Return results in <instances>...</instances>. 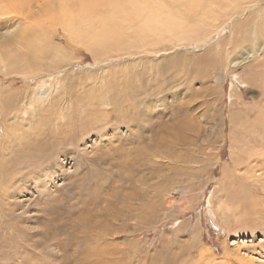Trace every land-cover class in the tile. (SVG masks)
Listing matches in <instances>:
<instances>
[{
    "label": "rangeland",
    "instance_id": "rangeland-1",
    "mask_svg": "<svg viewBox=\"0 0 264 264\" xmlns=\"http://www.w3.org/2000/svg\"><path fill=\"white\" fill-rule=\"evenodd\" d=\"M22 1L24 6L1 3L0 60L15 51L28 53L24 42L31 38L11 41L12 36L7 35L10 31L18 35L16 31L24 28L7 14L9 7L24 10L26 2H34ZM251 2L241 13H220L214 8L222 18L199 46L167 39L152 48H124L94 62L84 44L71 42L58 27L51 43L62 50L64 59L48 65L47 56L56 58L51 53L41 56L37 49L34 59L30 57L35 61L31 67L36 69L31 75L28 71L9 73L11 70L0 66V92H11L0 98V172L9 165L20 172L15 181L13 177L12 181L0 180V264H88L90 253H86L93 230L114 210L127 211L120 219L122 224L111 220L107 233L114 234L99 242L110 250L106 253L112 259L105 263L95 260L96 264H264V124L259 119L264 104L260 94L264 83V0ZM255 23L254 34L244 33L243 50L231 57L237 64L229 67L226 57L231 56L233 43L241 40L236 27L248 30ZM217 44L220 46L214 50ZM215 51L218 54L214 55ZM130 64L136 67L119 72ZM51 65L57 67L46 70ZM41 80L44 90L57 83L64 85V98L76 125L91 120L89 112L76 120L73 107L77 104L99 116L87 133H78L71 142L68 139L64 146L56 147L52 161L58 168L53 167L57 171L53 180L47 177L50 169L45 168L48 159L43 150L27 152L7 135L9 127L29 132L23 99L38 90L35 86ZM129 86L135 90L131 100ZM104 92L110 93L111 101L103 105L90 102L93 96L103 97ZM173 95L177 96L167 104ZM52 96H57L56 90ZM147 100L156 105L145 123L140 114L144 109L141 104L146 105ZM5 106L7 110L2 111ZM62 112L66 114V110ZM61 119L60 127L65 121ZM175 122L173 129L163 131ZM156 133L163 144L168 141L166 136H172L174 144L170 149L167 145L158 148L163 158L153 159L148 140L149 136L158 137ZM45 135L37 138L38 148L49 139ZM134 160L146 164L136 178L141 176L153 188L135 182V174L126 171L128 165L139 164ZM157 176L165 181L163 186L156 185ZM95 201L97 207L92 206ZM88 207L90 212L83 213Z\"/></svg>",
    "mask_w": 264,
    "mask_h": 264
},
{
    "label": "bare ground",
    "instance_id": "bare-ground-1",
    "mask_svg": "<svg viewBox=\"0 0 264 264\" xmlns=\"http://www.w3.org/2000/svg\"><path fill=\"white\" fill-rule=\"evenodd\" d=\"M2 1H5L6 6L7 5L9 6L10 4H15V6L16 4H20L22 6L25 5V3L22 0H2ZM2 1H0V12L3 11L2 6H1ZM249 1L250 2H248V0H34L33 5H31V2L28 1L26 2L27 7L24 10L20 8L19 10L15 11L14 10L15 7L14 8L9 7L10 10L7 13V14L10 13V15L11 14L13 15V17L10 20H14L15 23H17V25H22L24 27L21 30V32H19L18 30L17 31L15 30L16 32H18L17 33L18 35H14L13 34L14 31L13 32L10 31L9 33H7V35L12 36L11 41H14L16 38H20L19 40L24 39L25 37L31 38V40H28V41L26 40V42H24V43H27L26 44L27 49L26 48L25 49L27 50L28 53L24 54L22 52L15 51L11 55H6L4 56L6 58L3 57V59L0 60V64H1L0 66L6 69L5 71L11 70L9 73L19 74L21 73V71L22 73H25L26 71H28L27 73L31 75L36 71V69H34L35 68L34 66L31 67L32 65H35L34 63L35 61L32 60L31 58L36 56L35 53H37V51L35 50L37 49L39 50V54L41 56H43L45 53H51L52 58H56V59H51L49 56H47L45 60L48 61L47 62L48 65L56 63L55 61H52V60L64 59L66 56L64 57V55H62L63 54L62 50L59 47L51 43V40L54 37V31H56L58 27H61L63 29L65 35L71 40V42L73 41V43L77 45L80 43L84 44L85 48L93 54L92 57H93L94 62H98L102 58H105V57L110 58L113 52H119L121 49H124V48H126V50H130V49L132 50L133 48H140L142 50V48H146L149 46H150L149 48H152L167 39H168L167 41L172 40L171 42L178 43V44L183 41H185L186 43L188 42L189 44L190 42H197L196 45L199 46V44L201 43L200 41L206 40L208 37H210L213 34L211 33L210 30L213 29V26L215 27L217 25V22H219V18H222L219 16L221 12L235 10L236 12L241 13L245 7L247 8V6L253 3L251 2L252 0H249ZM214 8L218 10V12L220 13L219 14L215 13V11H213ZM262 20L264 21V15H263ZM234 25L233 27H235ZM255 25L256 23L248 30L244 29L246 27L242 28V26L240 25H239V28L236 27V33L241 34L240 36L241 40L233 43L232 46L234 45L235 46L233 47L234 49L232 48L231 56L226 57L227 58V61L225 62L226 65H228L229 67L231 66L235 67L237 63L234 62V59H232L231 57L233 54H236L243 50L244 44L246 42V39H245L246 36H244V33L245 34L249 33L250 35L254 34L253 32L256 29ZM131 32H134V34L131 35ZM218 46L220 45L217 44L214 50H218L219 48ZM228 46L229 44L225 46L224 48ZM18 48H21V47H18ZM9 49L11 50V48ZM225 50L226 49H224V53L225 52L227 53L228 50L227 51ZM33 54H35V56ZM215 54H218V53L215 51L214 55ZM56 67L57 66L55 65H51V66H48L47 69L46 68L45 69L51 71V70H54ZM135 67L136 66L134 64H130L129 66H125V67L123 66L122 70L121 69H118V70H120L119 72L122 71V73H125L130 68L134 69ZM173 67H169V68H173ZM42 68H43V65H42ZM150 68H152V66H150ZM160 73L162 74V72ZM7 74L8 73H6V75ZM142 77H144V75ZM60 81H62V79ZM56 82H58V80ZM55 86L53 89H51V87L49 88L47 87L46 90H44L45 82L41 80V84H38L37 86H35L38 90L37 91L35 90V92H32L30 94L28 93V95L26 94L27 96H25V98L23 99L25 101L24 103L27 105V112L29 116L28 118L30 119L29 120L27 118L30 121L29 129L35 130L36 132L35 134L32 133L34 131H30V130L29 132H31V134H29V132L27 133L26 131L20 132L15 127H9L8 133H7L8 136L13 138L14 141L13 142L11 141V142L13 144L15 143V146L19 148H23V149L24 147H26L27 150L26 149L24 150H26L27 152L29 150L30 151L36 150L37 154H38V151H41V150L45 152V154H42V155L48 159V162L46 161L47 159H45L46 163L48 164L46 165L45 168L50 169V170H47L48 172H50L49 175H48V172L46 171L47 177L49 176V180L50 179L53 180L52 178L56 177L55 175L57 173V171L55 170L56 168H53V167L56 166L58 168V164L56 162L53 163L52 161L55 155L54 152L56 150V147L61 146V145L64 146V143L66 144L68 139L69 141L70 140L72 141L73 139H75V136L78 135V133H81L82 135L84 133H87L89 131L88 128L91 127V125L93 124V121H98V118H99L98 113L91 112V110L86 111V107H87L86 105L80 106V104H77L73 107L74 110L77 112V114H75V116L77 115L76 120L77 121L82 120L84 114L86 112H89V117L91 118L92 121L91 120L88 122L87 120L86 122L80 121V123L76 125L74 122L75 117L72 116L74 114H71L70 104L67 103V100H65L64 98L65 92L64 90H62L64 89L63 88L64 85H62L61 83H57V85L55 84ZM131 87L130 86L128 87L129 96H130L128 97V99L130 100L132 99L133 92L135 91ZM261 88L263 89L260 90L261 91L260 94L264 96V83L263 85L261 83ZM54 90H56L57 96L51 97V93ZM60 90H62V92H60ZM146 92H148V90ZM10 93L11 92L8 90L3 93L0 92V98L2 97V95H5V94L9 95ZM104 94L102 95L103 97H101L100 95V96H97L96 98H93L95 97L93 96L92 101L91 99L89 100L90 102H93L94 100L96 102L99 101V105L100 104L103 105V103H105L106 101H111L110 97L107 96L110 93L104 92ZM137 95L139 94L137 93ZM175 96L177 95H173L171 100L167 101V104L171 103L172 99H174ZM74 98H78V97H74ZM1 104L4 106L3 102H1ZM155 105H156L155 103L149 102V100H147L146 105L141 104V106L144 107L142 113L140 114V120L142 119L141 121H145L146 123L147 120L151 119L152 112L155 108ZM119 106L120 105L118 104L117 108H119ZM139 107L140 106H138V108ZM88 108L90 107L88 106ZM6 110L7 108L5 106L2 109V111H6ZM63 110H66L65 112L66 114H63L62 112ZM261 110H262V116L260 115L259 119L264 124V121H263L264 104L261 107ZM176 112H178V110ZM176 112L175 114H177ZM175 114H172L171 116L174 117L176 116ZM60 119L61 120L65 119L66 121V122L64 121L61 127L58 125ZM22 122H23V119L20 120V123ZM52 122L55 123V125H53ZM175 125H176V122L172 124L171 126H166L163 129V131L165 132L169 129H173ZM28 134H29V137H28ZM31 135L32 137L34 136L33 139L30 138ZM44 135H45V138H49V139H47V141L43 143L41 148H38L39 145L37 143V140H38L37 138H40V139L44 138ZM159 136H160L159 134H158V137H154V138H152V136H149L148 141L152 144L151 147L153 148L152 150H150L151 153L149 156L152 157L153 159L159 158L158 156L162 157L161 155L158 154V151H157L158 148L162 147L163 145H167V148L170 149V147L174 144L173 138L171 142L172 136L165 137V139L168 140L166 142L164 141L165 144H163V139ZM162 137L164 136L162 135ZM48 140H51L53 144L52 142ZM131 143L132 142H129L128 146H130ZM10 146L12 145L8 146L9 149H10ZM126 153L127 151L125 152V155ZM125 158H127V161L133 160V159H128V157H125ZM50 160L52 161L53 164H49L51 163L49 162ZM101 160L104 163V165L109 166L108 160L106 159L104 160L103 157ZM134 161L138 162L139 164L138 165H134V164L128 165L126 167V171L131 175L135 174L134 176L135 182L140 183L142 186H145L148 189L150 187L153 188V186L150 184H147V181L146 180L144 181L141 178V176L136 178V176L142 175L143 172L140 169L142 168L143 165H146L145 162L143 163V162H140L139 160H134ZM44 162L41 163L39 166H43ZM84 162L86 163V161ZM149 162L150 161H148L147 163ZM33 163H35V161ZM151 163L153 164L155 162L152 161ZM18 164L19 165L21 164L20 161L17 162V164H15L16 167L18 166ZM9 166L6 167L7 168L6 171L0 172V180H2L3 182H7V180L12 177L14 178V180L12 178L11 180L9 179L8 181H12V180L15 181V177L17 178L20 173L18 171V168L16 169L14 165H12V167L11 166L9 167ZM74 166L76 167V165ZM89 166H92V165H89ZM43 170L45 172V169ZM17 171L19 173H17ZM149 171L153 173L151 170ZM155 179H158V183H156L157 186H163V184L165 183V181L159 178V176L155 177ZM86 199L88 200V198H85L84 202L87 201ZM93 203L94 204L92 206H96V205L98 206V202L95 201ZM85 209L86 211L83 213L88 214L90 212L89 207ZM103 210L108 211L107 208H104ZM126 212H127L126 210L125 211L122 210L121 212L114 210L110 213H107L102 218V220L97 223V226L93 230L95 234L91 236L92 243L87 249L86 255L88 253L90 254L87 255L86 263L96 264L95 260L105 263L109 259H112V258H109V255L106 253V251H110V250L105 248L103 245H100L99 242L101 239H106V237H109L114 234L113 232L110 234L107 233L108 232L107 226L109 224L112 225L111 220L112 222H119L122 224V221L120 219L123 218ZM100 231L102 232L106 231V233L105 232L102 233ZM91 257H93L92 262L88 261ZM83 264H85V262Z\"/></svg>",
    "mask_w": 264,
    "mask_h": 264
}]
</instances>
